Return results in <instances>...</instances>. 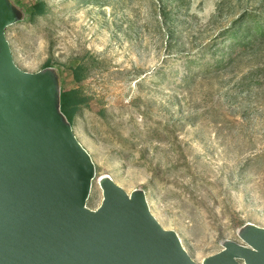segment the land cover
<instances>
[{"label": "rangeland", "instance_id": "rangeland-1", "mask_svg": "<svg viewBox=\"0 0 264 264\" xmlns=\"http://www.w3.org/2000/svg\"><path fill=\"white\" fill-rule=\"evenodd\" d=\"M11 1L23 11L4 30L15 65L36 72L49 62L60 87L87 98L72 123L95 165L87 207L101 203L102 175L127 193L143 189L198 264L225 239L242 243L245 223L264 227V73L254 72L264 42L234 49L223 70L172 76L182 65L172 56L209 45L264 0H43L34 18L35 0ZM78 63L87 75L76 83Z\"/></svg>", "mask_w": 264, "mask_h": 264}, {"label": "water", "instance_id": "water-1", "mask_svg": "<svg viewBox=\"0 0 264 264\" xmlns=\"http://www.w3.org/2000/svg\"><path fill=\"white\" fill-rule=\"evenodd\" d=\"M22 18L0 0V264H198L143 189L102 175L100 205L86 206L95 165L60 110L57 70L13 62L4 30ZM237 235L201 264H264V227L247 222Z\"/></svg>", "mask_w": 264, "mask_h": 264}, {"label": "trees", "instance_id": "trees-1", "mask_svg": "<svg viewBox=\"0 0 264 264\" xmlns=\"http://www.w3.org/2000/svg\"><path fill=\"white\" fill-rule=\"evenodd\" d=\"M46 9L47 6L43 0H35L27 10V15L34 18L44 14ZM211 41L209 45L205 43L197 51L183 52L178 56H172L173 60L182 64L180 70L174 66L172 76L187 80L193 75H208L229 67L234 61V56L231 53L234 49L245 50L258 42H264V11L245 10L242 16L236 18L230 26L223 28L220 33L213 36ZM48 66L49 62L44 67ZM70 71L72 79L76 83L86 78L87 67L82 63L71 66ZM254 72L255 75L264 73V67H258ZM250 73L253 76L254 73ZM244 78L253 81L249 75ZM86 105L87 98L77 88L61 87L60 110L71 125L78 111Z\"/></svg>", "mask_w": 264, "mask_h": 264}]
</instances>
